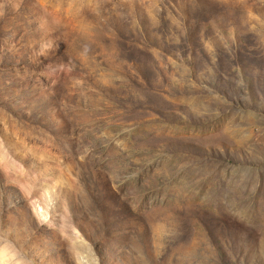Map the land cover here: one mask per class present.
<instances>
[{"label":"rangeland","instance_id":"1","mask_svg":"<svg viewBox=\"0 0 264 264\" xmlns=\"http://www.w3.org/2000/svg\"><path fill=\"white\" fill-rule=\"evenodd\" d=\"M0 264H264V0H0Z\"/></svg>","mask_w":264,"mask_h":264}]
</instances>
